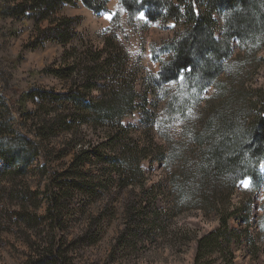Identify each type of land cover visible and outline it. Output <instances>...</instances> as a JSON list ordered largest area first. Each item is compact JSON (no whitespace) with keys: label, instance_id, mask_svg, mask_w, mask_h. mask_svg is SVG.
Returning <instances> with one entry per match:
<instances>
[{"label":"rangeland","instance_id":"1","mask_svg":"<svg viewBox=\"0 0 264 264\" xmlns=\"http://www.w3.org/2000/svg\"><path fill=\"white\" fill-rule=\"evenodd\" d=\"M107 10L96 14L82 3L64 6L59 15L79 19V36L66 45L40 40L32 20L0 15V95L19 111L15 102L23 92L64 93L72 78H59L49 70L67 66L65 52L83 51L86 46L103 50L107 44L113 45L125 60L130 86L137 95L133 111L126 113L121 107V125L146 155L137 160L143 177L137 173L130 177L134 180L131 185L120 186L118 175L110 174L103 161L91 156L92 164L85 162L83 186L95 190L94 194L78 197L84 198L80 202L74 197L72 205L66 203L63 219L52 226L44 218L47 173L41 169L42 159L37 158L27 173L26 187H15L21 192L28 188L27 197L10 202L0 197V264H28L30 257H37L51 243L59 246L68 264H264V159L257 174L248 169L252 178L236 182L229 198L230 183L209 200L190 187L191 167L198 160L194 154L200 148L197 134L206 123L202 108L241 112L246 107L243 98L251 95L264 102V49L257 53L249 49L226 59L224 73L210 86L183 78L156 85L159 60L170 55L166 42L172 37L174 23L149 22L144 13L129 23L119 0H108ZM75 72L80 73L79 66ZM77 83L81 84V78ZM88 96L100 98V92L92 90ZM116 101L119 107L124 103ZM144 116L147 120L143 122ZM9 118L16 123L10 112ZM20 128L25 132L27 124L21 121ZM82 129L77 139L85 132L90 144L104 133L99 128L98 133ZM50 142L56 153L63 136L58 134ZM71 153L51 159L52 171L66 168ZM162 154L164 159L159 161ZM23 206L40 219L33 223L15 218V211L21 212ZM220 212H234L227 231L220 228ZM209 233L214 237H207L199 248L198 239Z\"/></svg>","mask_w":264,"mask_h":264},{"label":"trees","instance_id":"2","mask_svg":"<svg viewBox=\"0 0 264 264\" xmlns=\"http://www.w3.org/2000/svg\"><path fill=\"white\" fill-rule=\"evenodd\" d=\"M119 2L127 12L129 23L140 13H144L149 22L174 23L172 37L166 42L170 55L159 60L158 77H154L156 85L183 78L186 82L195 81L205 87L210 86L224 73L226 59L240 56L241 52L249 49L254 53L264 49V0ZM78 3L96 14L108 11V0H2L0 15L32 20L40 40L66 45L79 36L76 29L79 19L59 13L64 6ZM43 22L48 26L42 28ZM66 53L69 60L67 66L49 70L59 78H72L64 93L36 89L23 92L15 102L19 111L13 110L10 101L0 95V197L2 200L7 197L9 202L18 197H27L28 188L27 192H21L15 187L27 184L29 168L34 160L42 159L41 169L47 173L45 199L48 202L44 218L49 219L52 226H57L63 219L64 209L68 206L66 203L72 205L74 197L80 202L84 198L78 197L94 194L95 190L83 186L84 177L87 176L85 162L92 164L91 156L96 161H103L110 174L118 175L119 182L122 180L120 186L131 185L134 180L130 177L137 173L143 177L142 172H138V161L146 157L137 143L130 141L121 125V107H125L126 113L133 111L137 96L130 86L131 78L123 56L110 44L103 50L86 46V50L76 51L75 54ZM78 66L80 73L76 74ZM78 78H81L79 85ZM92 90L99 91L100 98L89 97ZM116 100L124 103L119 107ZM242 102L246 105L242 107L244 113L243 109L240 112L206 106L202 108L206 123L197 134L200 148L194 154L198 160L191 167L194 174L190 187L201 192L204 200L216 196L227 183H230L229 198L236 182L243 177L252 178L248 169L257 174V168L264 159V102L259 103L254 95L246 100L243 98ZM58 105L62 108H58ZM60 109L62 111H57ZM141 110L147 114L145 108ZM251 111L257 113L252 114ZM9 112L16 123H11ZM145 120L144 116L142 121ZM21 121L23 125L27 124L25 132L21 131ZM82 128L95 133H98V128L104 129V133L101 139L100 135L97 136L95 144H90L85 132L82 138L77 139ZM58 134L63 136L62 147L54 153V143L50 141ZM70 151L71 159L67 167L52 171L50 160L60 159ZM163 157L162 154L158 160L163 161ZM242 162L247 165L244 167ZM140 188L143 192L147 190L143 185ZM38 205L33 208L36 209ZM26 207L23 206L21 212L15 211L14 217L26 218L33 223L40 219L25 211ZM218 215L220 228L225 231L230 229L234 212H220ZM207 237H214V233L198 239L199 248ZM215 243L218 245L217 239ZM42 250L37 257H30L28 264H68L59 246L53 247L51 243Z\"/></svg>","mask_w":264,"mask_h":264}]
</instances>
